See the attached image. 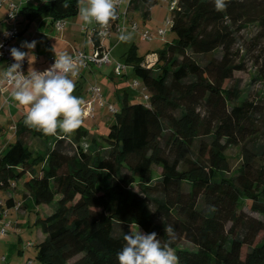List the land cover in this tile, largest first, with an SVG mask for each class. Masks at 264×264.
<instances>
[{"label": "trees", "instance_id": "16d2710c", "mask_svg": "<svg viewBox=\"0 0 264 264\" xmlns=\"http://www.w3.org/2000/svg\"><path fill=\"white\" fill-rule=\"evenodd\" d=\"M172 1L176 38L157 52L154 67L143 66L134 43L120 41L113 50L131 74L115 76L119 109L104 135L83 126L46 135L21 120L16 140L0 155V190L10 194L5 208L19 207L14 220L6 219L18 230L20 216L35 212L45 236L36 245L40 264H118L129 228L155 232L164 243L169 226L178 264H264V99L250 100L228 85L245 69L240 33L250 25L264 32V0H224L221 10L214 0ZM81 2L50 0L22 14L56 22L77 16ZM158 4L130 0L127 22L150 19ZM116 12L111 29L121 22ZM256 62L254 80L264 81V49ZM131 77L141 81L148 103L123 87ZM230 147L240 148L236 170ZM17 192L22 202H15ZM42 207L50 213L36 211Z\"/></svg>", "mask_w": 264, "mask_h": 264}, {"label": "clouds", "instance_id": "9594fccd", "mask_svg": "<svg viewBox=\"0 0 264 264\" xmlns=\"http://www.w3.org/2000/svg\"><path fill=\"white\" fill-rule=\"evenodd\" d=\"M214 4L217 10L225 7L224 0H214ZM116 16L114 0H87L86 4L79 7L78 12L79 19L85 24L95 22L100 26L108 25ZM100 35L104 36L106 33L102 32ZM119 39L121 42H128L132 39L131 33L122 32ZM21 47L28 51L15 47L11 49L14 63L3 65L0 81L13 87L12 99L27 109L25 124L42 130L46 135H55L58 130L70 134L80 128L83 123L84 101L74 95V79L78 76V65L82 66L85 58L73 57L66 52H55V62L49 69L39 72L30 67L25 74V60L29 65L36 62V41H25ZM165 232L170 240L164 243L155 232L145 234L140 230H131L124 233L125 243L117 253L118 264H178V258L171 246L173 229L169 226Z\"/></svg>", "mask_w": 264, "mask_h": 264}, {"label": "crops", "instance_id": "0c3cea01", "mask_svg": "<svg viewBox=\"0 0 264 264\" xmlns=\"http://www.w3.org/2000/svg\"><path fill=\"white\" fill-rule=\"evenodd\" d=\"M50 0H1L2 4L0 7V21H3L8 13V4L13 2L16 4H22V9L20 12L19 20H18V28H19V35L14 40L13 45L15 48H18L22 51H28L25 48H22L21 45L23 42L28 41H36V48L34 49V54L36 56V62L33 65H28L25 74H27L30 67L35 68V70L42 72L48 65H49V59L51 57H55V52L57 54L60 53H68L71 56H74L77 52L82 51L87 54H93L97 48H105V49H111L116 50L117 44L119 43V36L115 29L111 31V34L108 38H105L103 40L100 39V44L97 45L95 42V32L94 29L98 28V24L93 22L91 24H85L82 20L79 19L78 15L75 17L70 18L69 20L65 19L62 20L64 22V26L61 29H57L55 26V22L52 20V18L49 15H42L35 20L31 21L29 18L27 19V16L25 14H22V11L27 8H38L40 5H42L45 2H48ZM115 1V0H114ZM128 0H124L120 12L125 13L127 6H128ZM83 3H87V0H82L80 6L83 5ZM154 14V8L151 12V17ZM150 17V18H151ZM138 19L131 18L128 20V25L130 26L132 23H137L139 27L138 32L131 33L132 39L128 42L124 43V46L129 47L132 43H134L138 47V54L140 51V47L134 42L135 37L140 36V32L144 30V28L140 27ZM148 24L146 23L144 27L147 29ZM7 25H5L2 30L0 31V41L2 38V35L4 31L7 29ZM141 29V30H140ZM130 29H127V31ZM126 31V32H127ZM131 31V30H130ZM129 33V32H128ZM157 35V34H155ZM160 39V38H156ZM55 50V51H54ZM145 58L144 62L147 60H152L157 58V51L149 52L143 56ZM112 65L105 66L102 68H97L94 66H90L88 68H85L83 65L79 66V72H78V80L75 81V92L74 95H78L81 97L84 101L83 105L91 100V95L89 93V86L86 89V83H92L93 81L98 80V73L100 69L106 68V72L108 73L107 81L110 84L111 80L115 83L113 88H110L105 96V99H113L117 101L116 99V91H117V82L118 80L115 79V69H108L109 67H115V63L120 62L118 58H114L112 53ZM143 62V64H144ZM3 65L6 66V63L4 61H0V70L3 69ZM124 75H130L131 69L129 68ZM122 74V75H123ZM110 79V80H109ZM138 83V79L131 77L123 84V87L129 86L130 89L134 90L138 95L142 94L143 91V85H140L138 87H134L135 83ZM96 86V85H95ZM99 87V86H97ZM100 88V87H99ZM101 89V88H100ZM12 92L13 90L11 88H1L0 89V151L5 152L10 144H12L16 140V125L19 121L25 120L27 109L24 106L18 105L13 99H12ZM102 94V90H101ZM11 98L12 104L11 105H5V99ZM102 99L104 101V98L102 96ZM135 102H142L141 99L135 100ZM98 105L97 107H95ZM94 106L95 112L94 118H83V123L81 126L89 130L94 135H104L103 132L104 126L105 130L112 125V119L109 117L107 121L102 123V121H99L100 127H94V128H87L85 126V122L88 120H95L97 119V113L101 112V108H106V105L104 107H101L98 103H96ZM108 108V107H107ZM115 109V108H114ZM109 110V109H108ZM112 113V112H111ZM101 114V113H100ZM103 116V115H102ZM35 147L38 149L40 146L38 143H35ZM4 195H7V200L10 196L8 192L1 190V193H4ZM0 195V196H4ZM15 202H22V195L21 193L17 192V194L14 195ZM4 204V208L6 207L5 202L0 200ZM40 209H36L38 211ZM35 211V210H34ZM10 219L15 218V213L13 210H10ZM33 216V217H32ZM20 222L21 227H27L28 225L35 224L36 221V214L32 211H27L24 213V215L20 216ZM14 220V219H12ZM24 221L25 223L23 224ZM1 225V222H0ZM24 225V226H23ZM35 226V225H34ZM39 228V227H38ZM40 229V228H39ZM41 230V229H40ZM42 233V231H41ZM40 242L43 241L45 238L44 234L42 233V236L39 235ZM21 237L19 238V242L21 241ZM39 242V243H40ZM38 243V244H39ZM5 260V257L3 258ZM3 264H11L6 258L5 263Z\"/></svg>", "mask_w": 264, "mask_h": 264}, {"label": "rangeland", "instance_id": "374dc122", "mask_svg": "<svg viewBox=\"0 0 264 264\" xmlns=\"http://www.w3.org/2000/svg\"><path fill=\"white\" fill-rule=\"evenodd\" d=\"M172 0H159V4L154 8V14L152 17L146 21L142 18L135 16L140 24V27L144 28L143 31H147L152 34H157L159 30H167V33L164 37V40L154 39L151 42H145L142 40L141 36H137L134 39V42L140 47L139 55L144 56L149 52L160 51L163 50L167 44L173 42L176 38L175 34L171 30V24L166 25V18L171 15L170 13V3ZM85 3H83L84 5ZM69 20V19H67ZM81 20V19H80ZM148 24L147 29L144 27L145 24ZM141 30V29H140ZM261 34V35H260ZM237 49L240 51L241 59L244 63L245 69L235 73V78L233 82H229L228 85L232 86L237 84L243 90V97H249L250 100H261L264 99V81L262 80H254V77L258 75V66L256 62V57H258L262 50L264 49V32H261L259 26L250 25L244 28V30L240 33L239 43L237 45ZM108 69H115V67H109ZM106 68L100 69L98 73V80L93 81L92 83H86L85 88L87 89L89 86H99L102 90V96L104 98V103L106 108L102 109L101 112L97 113V119L88 120L85 122V126L89 129L94 127H100L99 121L102 123L106 122L110 117L112 122H114V113H111L108 110V106H113L115 109H119V103L113 99H105V96L110 88H113L115 83L111 80L110 84L107 81L108 73L106 72ZM106 77V78H105ZM78 77H75L74 82L77 81ZM116 80L118 78L115 77ZM110 80V79H109ZM138 83L142 85L141 81L138 80ZM143 92V91H142ZM143 101V100H142ZM96 105L95 107H97ZM99 107V106H98ZM101 113V114H100ZM103 115V116H102ZM96 116V114H95ZM104 133H106L105 126L103 129ZM26 142L29 146H35V142L30 138H26ZM228 155L231 159L232 169L236 170L240 163V148L239 147H230L228 151ZM155 176L158 177L162 169L154 168ZM133 190L135 192L141 193L140 186H134ZM1 193V190H0ZM4 193L0 195H4ZM7 195L0 196V200L5 202ZM42 214H49L50 208L42 207L40 208ZM247 213L256 217L262 218L257 214H253L249 211L248 208L245 209ZM21 215V214H20ZM33 217V216H32ZM11 219H15L14 217ZM263 219V218H262ZM23 224L25 223L22 221ZM15 223V222H14ZM19 224H21L19 219ZM17 224V222H16ZM24 226V225H23ZM18 227V226H17ZM123 227V226H122ZM1 228V227H0ZM125 227L121 228L124 230ZM120 230V229H119ZM129 230L133 231H142L138 227H131ZM39 235L42 236L41 230L34 226V224L28 225L27 227H21L18 230L13 228L8 229V234L6 237L0 238V264L5 263L6 258L11 264H28V262L34 261V264H40L36 260L37 256V247L36 245L40 242ZM21 237V241L19 242V238ZM33 245V246H29ZM184 247L192 248L190 245L184 243ZM5 257V260L3 258Z\"/></svg>", "mask_w": 264, "mask_h": 264}, {"label": "built area", "instance_id": "2783aa9c", "mask_svg": "<svg viewBox=\"0 0 264 264\" xmlns=\"http://www.w3.org/2000/svg\"><path fill=\"white\" fill-rule=\"evenodd\" d=\"M124 0H115V5L118 8V10L120 11V7L122 5ZM130 1V0H128ZM2 2H0V7H1ZM176 2L175 1H171L170 3V12L173 10V8L175 7ZM22 9V4H16V3H9L8 4V13L5 17V19L3 21H0V31L2 30V28L7 25V29L4 31L1 41H0V45H3V47H0V53H2V55H0V61H4L7 65H11L12 63H14L13 58L11 57L10 51L13 47H15L13 45L14 40L18 37L19 35V28H18V20H19V16H20V12ZM127 9L125 11V13H122L121 16V22L116 26L115 31L117 32L118 36L120 37L121 33L124 32L126 33L127 29H130L133 32H138L139 31V27L137 23H132L130 26L128 25L127 22ZM171 24V18L170 16H168L166 18V25ZM55 26L57 29H61L64 26V22L62 20H58L55 22ZM113 29L110 28V25H106V26H99L98 28L94 29L95 34H97V36L103 40L105 38H108L111 34V31ZM106 33V35L101 36L100 33ZM167 33V30H159L157 35H154L152 33H149L147 31H142L140 32L141 38L143 41L145 42H151L156 38H160L161 40H164V37ZM120 42V39H119ZM73 57H83L85 58L84 60V64L83 66L85 68H88L90 66H94L97 68H102L105 66H109L112 65L113 61H112V50L111 49H105V48H97L96 51L93 54H87L85 52L79 51L77 52ZM158 60V57L152 60H147L144 62L143 66L147 67V68H152L156 65ZM55 62V57H51L49 59V65L43 70H47L49 69L52 64ZM29 65V63L27 62V60H25L24 65H23V71L25 73V70L27 68V66ZM128 66L117 62L115 63V74L116 76H121L123 73H125L128 70ZM42 71V72H43ZM139 83H135L134 87H138ZM11 88L13 91V87L3 81H0V89L1 88ZM89 93L91 95V100L87 103H85L84 105H82V109H83V118H94V112H95V104L98 103L101 107L105 106V103L102 99V94H101V89L97 86H92L89 88ZM143 100L145 103H148L149 101V97L147 95L146 90L143 87ZM5 105H11L12 101L11 98H7L5 99ZM108 109L110 112L115 113L116 109H114L113 106H108ZM2 154V152L0 151V155ZM14 212L19 210V207H15L14 208ZM0 213L1 215H3V219L1 220V228H0V238L1 237H6L8 234V229L13 228L16 223L12 222L11 220L6 219L10 213V210L8 209H4V204L2 202H0ZM29 246H33V245H29ZM28 264H33V262L30 260L28 262Z\"/></svg>", "mask_w": 264, "mask_h": 264}]
</instances>
